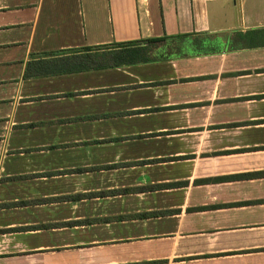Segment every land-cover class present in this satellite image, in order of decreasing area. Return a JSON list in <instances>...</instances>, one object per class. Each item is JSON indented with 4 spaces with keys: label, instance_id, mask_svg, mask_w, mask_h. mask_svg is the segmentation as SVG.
Returning a JSON list of instances; mask_svg holds the SVG:
<instances>
[{
    "label": "crops",
    "instance_id": "0c3cea01",
    "mask_svg": "<svg viewBox=\"0 0 264 264\" xmlns=\"http://www.w3.org/2000/svg\"><path fill=\"white\" fill-rule=\"evenodd\" d=\"M252 30L264 0H0V264H264ZM192 32L220 51L75 72L43 56Z\"/></svg>",
    "mask_w": 264,
    "mask_h": 264
},
{
    "label": "trees",
    "instance_id": "16d2710c",
    "mask_svg": "<svg viewBox=\"0 0 264 264\" xmlns=\"http://www.w3.org/2000/svg\"><path fill=\"white\" fill-rule=\"evenodd\" d=\"M257 30L239 32L237 35L246 41L247 46L263 45L264 41H256ZM249 39H256L249 42ZM194 54H209L220 51V42L207 32H192L167 35L161 37L141 38L129 41L113 42L106 45L83 47L77 50H61L47 53L43 56H57L72 52L69 56L57 57L60 70L57 72H75L90 69H103L135 65L153 61L169 60L173 57ZM54 59L38 61L40 66H48ZM30 63L28 71L31 67ZM55 73V71H53ZM52 74L37 73V75ZM29 76V73L26 74Z\"/></svg>",
    "mask_w": 264,
    "mask_h": 264
}]
</instances>
